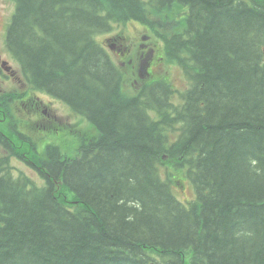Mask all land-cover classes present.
Wrapping results in <instances>:
<instances>
[{
    "label": "trees",
    "instance_id": "16d2710c",
    "mask_svg": "<svg viewBox=\"0 0 264 264\" xmlns=\"http://www.w3.org/2000/svg\"><path fill=\"white\" fill-rule=\"evenodd\" d=\"M14 2L7 47L24 88L0 98L20 129L0 133V264H264V0ZM132 21L164 43L185 89L153 74L125 92L99 39ZM30 90L96 135L75 129L71 156L66 125L24 133L14 95ZM21 141L44 185L15 176ZM186 180L185 203L173 186Z\"/></svg>",
    "mask_w": 264,
    "mask_h": 264
},
{
    "label": "rangeland",
    "instance_id": "374dc122",
    "mask_svg": "<svg viewBox=\"0 0 264 264\" xmlns=\"http://www.w3.org/2000/svg\"><path fill=\"white\" fill-rule=\"evenodd\" d=\"M10 11L13 15L15 11V5H14L13 0H10ZM184 13H185V8H181V11L179 12V14L175 16V20L179 21V19L183 16ZM145 30L146 28L141 23L129 22L123 26H119L112 34H107V35H104L103 37L110 38L116 35V33L120 32V33H123L124 36L129 38L132 44L138 45L142 43V37L145 34ZM103 37L99 39V42L102 43L108 50H110L109 46L104 44L105 41ZM163 44H164L163 42L158 41L156 38L151 39V43L149 44L148 48H149V51H151V49L153 48L154 52L152 54V60H151L150 66L147 67L145 71L152 72L154 75L164 76L168 74L171 76L173 80V84L178 89H185L187 85H186V80L182 72V69L175 63L166 64L164 61L166 58V55L164 52L161 51L164 48ZM3 47H4V44H3ZM4 50H5V47H4ZM6 55L10 63L12 64V66L16 70H19L20 65L15 60H13V58L10 57L8 53H6ZM132 72H133L134 78L140 81H143L144 79L148 77V75H145L144 78H141L140 67L134 68ZM21 86H22L21 83L17 84L14 81H9V80H6V82H2L0 80V93H10V92H13L14 90H17V88ZM38 96L42 98L44 104L48 107V113L52 114L53 118L49 116V118H46L45 120L41 119L37 121V123H40L42 126L47 127V126H50L51 123H56L54 119L63 120L65 122L75 123L72 126H66V127H63L64 125L60 124L66 132L74 133L75 129H78V130L83 129V132H78V133L81 137H84V138H86L88 135L92 137L95 134L94 130L90 129V127L86 124L85 121L80 120V118L74 115L72 111L69 110L66 106H64L61 103L54 102L53 99L50 98V96H47L41 93H38ZM2 110H3V107L0 106V113L2 112ZM18 114L22 118L29 120V115L27 112H18ZM88 123L92 126L90 122ZM4 124H5L4 120L0 118V133L3 136L9 132L20 134V129L18 127L19 123L12 121L10 124H8V126H5ZM33 126H34V123H30L29 128H24L22 129V131L28 135H35L36 132L33 130ZM74 135H76V133L69 134V137L75 139L74 141H71L69 143V151L71 152L70 154L71 156L76 155L74 151L78 150L79 145H80V140L76 139ZM20 144H21V147L19 149L20 151L19 152L15 151L18 156L15 155L11 159V164L15 170V173H14L15 176H19L23 174V175H26V176H29L35 179L39 186L41 184L44 185L45 180L43 181L42 179H39L42 176V173H39L36 170L37 169L36 166L31 165V162L33 161L36 162V159L33 158V153L31 151V148H28L27 143H24L23 141H21ZM0 153H1V150H0ZM26 162H28L29 164ZM161 173H162L163 179H167L169 175L174 178V174H176L175 172L172 175L169 174L166 168H161ZM173 190L175 194L177 195V197L185 203L194 199V189L189 180H186L185 183L181 186L176 185L174 182Z\"/></svg>",
    "mask_w": 264,
    "mask_h": 264
},
{
    "label": "flooded vegetation",
    "instance_id": "af4514ba",
    "mask_svg": "<svg viewBox=\"0 0 264 264\" xmlns=\"http://www.w3.org/2000/svg\"><path fill=\"white\" fill-rule=\"evenodd\" d=\"M9 7H10L9 0H0V79L1 80H6V79L19 80L18 73L14 72V76H13L10 72H8L3 67V61L8 60L6 57V52H5L4 47H3V44H4L3 38L7 35V29H8L10 19H11ZM148 41H149L148 38L144 39L145 43H147ZM147 46H148L147 44L143 45L144 52L146 51L145 47H147ZM133 51H134V47H128V46H124L123 44H119V41L117 40V51L116 52H118L119 54H122L123 56H126L127 54H131ZM153 52H154V49L152 48L150 51V57L146 61L148 66H150L149 60H152ZM144 57H145V54H142L141 58L144 59ZM145 75H148V77H149L150 72L144 71V72L140 73V76H142L143 78L145 77ZM131 78L132 77H129L128 79H131ZM60 100L63 101L62 99H60ZM65 104L67 106L71 107L66 102H65ZM45 113H46V111H45Z\"/></svg>",
    "mask_w": 264,
    "mask_h": 264
},
{
    "label": "bare ground",
    "instance_id": "6f19581e",
    "mask_svg": "<svg viewBox=\"0 0 264 264\" xmlns=\"http://www.w3.org/2000/svg\"><path fill=\"white\" fill-rule=\"evenodd\" d=\"M75 112V111H74ZM76 113V112H75ZM77 114V113H76ZM79 115V114H78ZM83 117V116H82ZM84 118V117H83ZM84 121L86 122V124L90 127V129H93L94 130V128L88 123V121L84 118ZM95 132V131H94ZM94 135H96V134H94ZM81 137V136H80ZM82 138H84V137H82Z\"/></svg>",
    "mask_w": 264,
    "mask_h": 264
}]
</instances>
